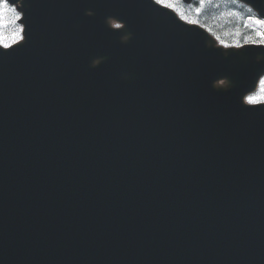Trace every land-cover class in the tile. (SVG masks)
<instances>
[{
	"label": "water",
	"instance_id": "1",
	"mask_svg": "<svg viewBox=\"0 0 264 264\" xmlns=\"http://www.w3.org/2000/svg\"><path fill=\"white\" fill-rule=\"evenodd\" d=\"M21 3L24 38L0 43V264H264V102L245 101L264 46L154 0Z\"/></svg>",
	"mask_w": 264,
	"mask_h": 264
},
{
	"label": "trees",
	"instance_id": "2",
	"mask_svg": "<svg viewBox=\"0 0 264 264\" xmlns=\"http://www.w3.org/2000/svg\"><path fill=\"white\" fill-rule=\"evenodd\" d=\"M228 3L232 9H236L239 6V2L232 3V0H228ZM177 9H181V15L190 20L197 21L207 29H209L218 39L227 44L239 45L246 42H252L254 40V30L251 26L244 24L243 20L239 19L237 12H230L227 17L220 18L218 20L212 19L210 13L212 9H218L221 5L217 1L193 0L190 4L183 7L180 3L172 4ZM16 26V27H15ZM18 23L15 18L12 19V24L8 25V22L0 16V40L3 43L16 40L18 36Z\"/></svg>",
	"mask_w": 264,
	"mask_h": 264
},
{
	"label": "rangeland",
	"instance_id": "3",
	"mask_svg": "<svg viewBox=\"0 0 264 264\" xmlns=\"http://www.w3.org/2000/svg\"><path fill=\"white\" fill-rule=\"evenodd\" d=\"M211 2L212 1H217V0H210ZM168 2L171 4H177V3H180L183 7L187 6L188 3L184 2L183 0H168ZM218 2L220 3V7L218 9L215 8L212 9L210 15L212 17V19H220V18H224V17H227V15L230 14V12L233 10L232 7L230 6V4L228 3V0H218ZM13 7H16L15 5H12V4H8V6H6L5 8H0V16H2L7 22H8V25H11L12 24V19L15 18L16 19V15L17 13L12 11V8ZM176 7V6H175ZM17 8V7H16ZM177 8V7H176ZM181 9L179 8L178 9V12H180ZM238 13L240 15H242V13L244 12L243 10L241 9H238ZM236 12V9L233 10V13L232 14H235ZM241 12V13H240ZM17 23H18V32H20V28H21V23H20V19L17 20ZM250 23H252V19L249 20ZM16 27V26H15ZM17 35V33H16ZM18 36V35H17ZM22 37V32L20 33V35L15 38L16 40L17 39H21ZM12 41H8L7 43H5L4 45H9V43H11ZM263 89V88H262ZM251 96H253L255 98L254 100V103L258 102V101H263L264 100V90L261 91V93H258V92H254V93H251L250 94Z\"/></svg>",
	"mask_w": 264,
	"mask_h": 264
},
{
	"label": "snow or ice",
	"instance_id": "4",
	"mask_svg": "<svg viewBox=\"0 0 264 264\" xmlns=\"http://www.w3.org/2000/svg\"><path fill=\"white\" fill-rule=\"evenodd\" d=\"M154 2H155V4L160 5L162 7H169V8L172 7V5L168 2V0H154ZM201 2H204V0H201ZM209 2H210V0H209ZM237 2H238V0H232V3H237ZM12 3L13 4L17 3V0H12ZM8 4H9V0H0V8H5L6 6H8ZM12 11L17 13V15H16L17 20L21 19L23 16V4L21 3L19 8L13 7ZM249 11H251V9H249ZM262 14H264V13H262ZM256 23L257 24H264V20H257ZM115 27L121 28V27H123V25L116 24ZM24 31H25V28L23 25H21L20 32H18L17 35L19 36L20 33L24 32ZM258 36L260 37V40L258 42L253 41V43H259L260 45L264 46V33H258ZM21 39H23V37H21ZM3 47L9 48L8 45H3ZM256 78L259 79L260 84H264V72H260L256 76ZM221 83L223 84L224 81L222 80ZM254 100H255V98L251 95L245 96V101L247 103H254Z\"/></svg>",
	"mask_w": 264,
	"mask_h": 264
},
{
	"label": "flooded vegetation",
	"instance_id": "5",
	"mask_svg": "<svg viewBox=\"0 0 264 264\" xmlns=\"http://www.w3.org/2000/svg\"><path fill=\"white\" fill-rule=\"evenodd\" d=\"M257 20H264V17H262L258 11H255L253 14L254 41L258 42L260 40L258 33H264V24H257ZM262 90H264V84H259L256 92L261 93Z\"/></svg>",
	"mask_w": 264,
	"mask_h": 264
},
{
	"label": "bare ground",
	"instance_id": "6",
	"mask_svg": "<svg viewBox=\"0 0 264 264\" xmlns=\"http://www.w3.org/2000/svg\"><path fill=\"white\" fill-rule=\"evenodd\" d=\"M111 23L114 24V21H111ZM222 80L224 81L223 84L221 83ZM217 85H218V86L225 87V86L227 85V80H226V78H223V79L218 80V81H217Z\"/></svg>",
	"mask_w": 264,
	"mask_h": 264
}]
</instances>
